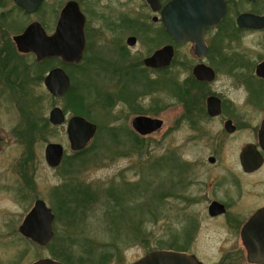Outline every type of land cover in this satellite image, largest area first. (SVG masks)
<instances>
[{
  "label": "rangeland",
  "instance_id": "1",
  "mask_svg": "<svg viewBox=\"0 0 264 264\" xmlns=\"http://www.w3.org/2000/svg\"><path fill=\"white\" fill-rule=\"evenodd\" d=\"M69 1L81 2L84 11L97 9L102 16V0H45L34 14L18 10L13 0H0V17L5 16L0 19V28L4 29L0 30V46L1 41L7 40L14 45L13 38L34 22L52 34L57 17ZM91 17L92 21L96 19ZM97 21L99 23H94L93 27L98 30L94 45L99 60L94 64L87 60L81 68L66 71L72 83L67 99L53 98L41 81L31 80L37 76L36 72L25 71L35 64L31 57L20 55L17 58L16 47L10 46L7 51L5 68L13 72L10 76V72L4 74L13 82L20 75L24 84L0 82V130L4 135L0 154V213H10L5 217L0 214V256H15L24 248L15 236L9 238L4 233L8 232L5 226L18 221L17 217L26 207L16 201L18 186L25 181L16 175V167L27 158L28 206L32 207L33 200L39 199L55 215L53 243L42 248L29 241L26 245L29 263L53 259L64 264L59 259L61 254L73 253L84 264H133L156 251H175L194 256L203 264H221V256L226 252L219 246L226 237L218 228L208 227V221L202 215L203 204L199 203L198 183L203 176L197 165L206 162L209 145L207 138L200 137L197 127L191 125L199 116L203 101L201 90L187 83L199 60L191 46L174 45L175 63L167 72L150 71L147 74L141 67L130 77L116 76L114 69L121 65L117 48H111L110 44L115 35L104 32L101 22ZM19 58H22V65L18 61L15 63ZM213 61L214 54L211 53L205 64L214 67ZM55 66L50 62L38 74ZM186 89L193 95L189 111L184 103ZM213 89L215 87H210ZM134 92L139 93L134 103L138 106L135 111L133 104L131 106L125 99ZM55 106L66 112L67 120L79 115L78 110L75 112L76 107L82 108L85 114L80 116L98 127L96 137L84 153L78 155L71 151L67 120L62 127H53L49 123L50 110ZM138 115L163 120V128L151 137L136 135L131 127L133 118ZM37 122L39 126L42 124L41 135L36 131ZM21 129H26V133L30 129L32 133L24 134ZM16 130L22 131L23 138ZM241 141L244 140L233 142ZM49 144H60L65 149L64 161L59 168H51L45 163L44 152ZM234 151L231 142L225 153L228 164L234 163ZM184 165L189 171H184ZM138 183L143 189L137 198L130 197L133 202L117 200L120 210L114 214L124 212V220L107 215L106 206L111 205L107 190L114 185L124 187ZM88 190L94 194L92 199H87L85 191ZM154 193L156 197L152 198ZM83 195L87 201L82 207L79 205L76 212L74 201ZM89 202L93 207H88ZM197 224L199 230L195 228ZM5 242L8 248L1 247ZM242 255L244 257L241 256L238 262L232 260L222 264H247V254L242 252Z\"/></svg>",
  "mask_w": 264,
  "mask_h": 264
},
{
  "label": "flooded vegetation",
  "instance_id": "2",
  "mask_svg": "<svg viewBox=\"0 0 264 264\" xmlns=\"http://www.w3.org/2000/svg\"><path fill=\"white\" fill-rule=\"evenodd\" d=\"M102 1L104 2L102 16L101 11L97 9L93 11L94 13L90 9L84 11L81 2L73 1L79 5L85 17L86 47L80 62L67 63L60 57L39 61L33 52L18 51L14 41L11 48L16 47V51L19 52L15 54L17 58L20 55L29 56L35 63L25 70L36 72L37 76L32 77V81H41L45 85V79L52 70L62 69L69 78L70 86L64 96L55 97V99H64L72 88L70 75L66 71L81 68L87 60L93 64L99 60V53L94 45L98 30L95 26L93 27L94 23H99L97 19L101 22L104 32L115 35L111 38L110 44L111 48H117L116 53L121 65L114 69L113 73L116 76L118 74L130 77L129 75L136 74L141 67L147 74L150 71L167 72L175 63V46H191L199 62L193 67L191 72L193 75L190 78H193L200 88L203 100L198 111L199 116L191 125L197 127L200 137L207 138V145H209V154L204 159L206 162L197 165L202 172L200 176H203L198 183L201 191L199 203L203 204L202 215H205L208 227L218 228L219 233L226 237L219 246L220 250L226 252L221 256L222 263L226 261L231 263L232 260L238 262L241 256L244 257L242 252L247 254L246 241L248 244L264 242V0H182L179 7H182L183 11L195 7V12L188 15L189 18H193L192 22L197 21L200 25L197 31H193V35L199 36L201 25L209 24L201 33L207 48L203 56L197 54L196 42L176 43L167 28L168 22H171L173 18V3L176 0ZM60 15L61 12L57 17L52 34L45 29L48 35L56 33ZM91 16L96 19L92 21ZM167 47L174 49V58L170 66L160 68L146 66V60ZM211 53L214 54V67L205 64V59ZM2 56L0 82L22 86L24 83L21 82L20 75H17L16 82H13L12 78L8 79L4 74V72H10V76L13 71L5 68L7 58L4 59L5 54ZM21 60L22 58H19L15 60V63L18 61L22 65ZM50 62H54L56 66L51 67L46 73L41 71L42 74H38ZM199 65H205L212 70L213 76L210 81L196 79L194 69ZM27 79L24 81L26 82ZM210 87H215V89L210 90ZM138 95V92L133 93L136 98ZM211 97L220 103V114L217 116L208 114L207 101ZM136 98L133 99L134 109L138 108L134 104ZM140 116L143 115L135 118ZM22 131L26 134V129ZM36 131L37 134H43L42 124L40 126L38 124ZM21 132L16 130V134L23 138L24 134L21 135ZM238 139L244 141L233 142ZM3 140L4 135L0 130V154ZM231 142L235 148L232 153L234 163L228 164L225 153L226 147ZM28 161L27 158L23 159L16 167L18 170L16 175H20L25 180L18 186L19 193L16 201L19 200L20 204H26V207L17 217L18 221L5 226L8 232L4 233L9 238L15 236L17 243L23 245L24 248L15 256H0V264H32L39 261L29 263L26 257V245L29 241L34 242L23 236L21 232L25 219L31 213L34 204L39 201V199L33 200V206L29 208L28 170H26ZM185 167L184 165V171H189L185 170ZM8 171L10 174L9 167ZM0 214L4 217L10 215L9 212ZM198 226L200 227L199 224L194 227L199 230ZM244 232L247 236L246 240L242 236ZM1 247L8 248V245L5 242Z\"/></svg>",
  "mask_w": 264,
  "mask_h": 264
},
{
  "label": "water",
  "instance_id": "3",
  "mask_svg": "<svg viewBox=\"0 0 264 264\" xmlns=\"http://www.w3.org/2000/svg\"><path fill=\"white\" fill-rule=\"evenodd\" d=\"M182 0H176L173 3V18L168 22L167 28L172 33L177 42H196V52L199 56L206 54L207 48L201 37L204 27L209 24H203L200 27V35H193L197 31L199 22H192L189 13L195 12V7L183 11L179 7ZM13 2L22 8L26 13H35L44 2V0H13ZM79 5L70 1L63 8L58 28L55 34L48 35L43 26L34 22L30 24L25 31L13 38L20 52H33L39 61L47 58L60 57L67 63H78L83 58L86 37L84 32L85 17ZM186 12V13H184ZM186 14V15H184ZM174 58V49L171 47L158 51L150 59L146 60V66L150 68L168 67ZM212 70L205 65H199L194 69V76L199 81L209 80L213 76ZM45 86L53 96H64L69 89L70 81L62 69L52 70L45 79ZM208 114L217 116L220 114V103L211 97L207 101ZM66 116L60 107L51 110L49 121L53 126L60 127L65 123ZM163 121L148 117H137L132 122V128L141 136H148L162 129ZM97 132V126L85 120L80 116L72 117L68 122L67 134L71 149L74 152L85 149L94 138ZM64 147L60 144H49L45 150V159L49 167L57 168L61 165L64 157ZM31 213L25 219L21 232L23 236L38 244V246H48L54 238L53 224L54 214L46 203L39 200L34 204ZM244 240L247 236L242 235ZM262 239V237H261ZM247 247V260L249 264H264V242L255 244L245 242ZM33 264H62L52 259H42ZM133 264H203L196 257L179 252L159 251L147 255L140 261Z\"/></svg>",
  "mask_w": 264,
  "mask_h": 264
},
{
  "label": "trees",
  "instance_id": "4",
  "mask_svg": "<svg viewBox=\"0 0 264 264\" xmlns=\"http://www.w3.org/2000/svg\"><path fill=\"white\" fill-rule=\"evenodd\" d=\"M16 8H18V7H16ZM18 10H20L21 12H23V10L22 9H20V8H18ZM4 15H2L1 17H0V19L2 18V19H4ZM7 28H9V27H7ZM23 29V28H22ZM0 30H2L1 28H0ZM2 31H4V29L2 30ZM10 46H11V41L10 40H7L6 42L5 41H1V46H0V60H2V55L3 54H5V57H4V59L6 58V57H8L7 56V51L9 50V48H10ZM152 83V82H151ZM187 83H189L190 85H195V86H197V83L193 80V78H189V80L187 81ZM152 84H154L153 85V87H155V83H152ZM151 87V86H150ZM185 95H184V103H185V105H186V108H187V110L189 111V107H190V103H191V101H193V95L191 94L192 92H191V90L189 91L188 89H186L185 91ZM139 94V93H138ZM137 96V95H136ZM69 97V93L67 94V96L65 97L66 99ZM107 97L108 96H105V98L107 99ZM122 97V96H121ZM64 98V99H65ZM73 98H74V96H73ZM136 97L135 96H130V98H125L126 100H128L130 103H131V106H132V104H133V101H130V99H135ZM124 99V97H122V100ZM132 109L134 110V107H132ZM77 110H78V112H77ZM75 112H77V114H79V115H84L85 113H84V110L82 109V108H80V109H78L77 107H76V109H75ZM31 130L30 129H28L27 130V135L28 134H30V133H32V132H30ZM30 132V133H29ZM32 137H33V135H32ZM32 140V139H31ZM82 153H84V152H81V153H78V155H80V154H82ZM142 184L143 183H145L144 181L143 182H141ZM141 189H143L142 188V185L140 184V183H138V184H136V185H126V186H124V187H121V186H116V185H114L113 187H111L109 190H107L108 192H107V194L109 193V195L110 196H108L107 198H109L110 199V202H109V204H111L110 206H106L107 207V211H106V214L108 215V214H110L111 216H113L114 218H117V219H123L124 220V218H125V213L123 212V214H114V213H116V212H119V211H117L118 209L120 210V206H118V201L117 200H119V202L120 201H124V202H127V200H128V202L130 203V202H133V201H131L130 200V197L131 196H135V198H137V195H140L141 194V192H142V190ZM82 190H84V189H82ZM82 190H78L79 192H81ZM85 193L87 194V196H88V198L87 199H89V198H91L92 199V195H94L93 194V192H90V190H88V191H85ZM75 194H77V192L75 193ZM80 196H77V198H79ZM154 197H156V195H155V193H154V196H153V194H152V198H154ZM74 198H75V196H74ZM74 198L72 199L73 201H74ZM95 198V197H94ZM106 198V199H107ZM108 200V199H107ZM106 200V201H107ZM87 200H86V197L83 195V196H81L79 199H78V201H74V203H77L76 204V212H77V210L79 209V207L81 206L82 207V204H83V202H86ZM91 202V201H90ZM90 202L88 203V205L90 204ZM127 202V203H128ZM107 203H108V201H107ZM104 204V203H103ZM80 205V206H79ZM93 207L92 205H89L88 207ZM109 207H110V210H109ZM78 208V209H77ZM122 209H124V207H122ZM109 210V211H108ZM123 211H126V210H123ZM75 212V211H74ZM61 258V260H63L64 262V264H84L82 261H80V260H78L77 259V255L76 256H74V254L72 253V254H67V253H62L61 254V257H59V259ZM61 260H59V261H61Z\"/></svg>",
  "mask_w": 264,
  "mask_h": 264
}]
</instances>
